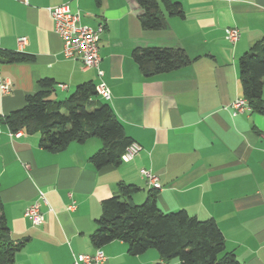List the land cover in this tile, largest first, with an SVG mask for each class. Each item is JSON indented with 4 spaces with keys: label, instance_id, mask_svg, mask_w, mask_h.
<instances>
[{
    "label": "crops",
    "instance_id": "obj_1",
    "mask_svg": "<svg viewBox=\"0 0 264 264\" xmlns=\"http://www.w3.org/2000/svg\"><path fill=\"white\" fill-rule=\"evenodd\" d=\"M178 2L184 18L169 17L161 4L164 27L149 30L141 26L135 0H0V48L33 56L31 62H0V120L22 109L44 79L54 82L55 101L82 84L104 83L111 99H99L142 147L131 162L96 170L90 158L102 149L99 139L51 153L41 148L39 134L19 131L11 137L0 122V215L12 240L28 239L15 264H72L75 255L94 254L91 235L102 203L118 194L121 183L139 188L132 197L136 205L151 192L142 169L159 179L157 204L163 212L185 210L202 221L214 219L239 262L264 264V115L235 116L231 108L244 98L239 60L264 39V0ZM61 5L78 13L83 26L103 27L102 77L64 57L49 13ZM231 27L240 31L235 44L225 35ZM148 47L181 48L191 63L147 78L133 52ZM3 84L9 93L1 92ZM40 193L47 202L41 204L45 221L33 226L25 212ZM100 249L106 264L161 263L156 250L131 256L122 241Z\"/></svg>",
    "mask_w": 264,
    "mask_h": 264
},
{
    "label": "trees",
    "instance_id": "obj_2",
    "mask_svg": "<svg viewBox=\"0 0 264 264\" xmlns=\"http://www.w3.org/2000/svg\"><path fill=\"white\" fill-rule=\"evenodd\" d=\"M135 1L142 10L140 22L144 29L164 27L162 6L169 17L184 18L178 0ZM133 58L147 78L173 72L191 63L181 48L136 49ZM32 60L31 55L0 48L3 64ZM239 78L243 96L252 111L264 115V39L240 58ZM54 87L52 80H42L41 90L28 95L22 109L0 122L13 133L39 134L41 148L51 153L62 152L74 142L84 144L97 138L102 149L90 158L94 168L100 170L108 165H121V156L132 140L109 104L99 99L97 86L92 82L82 84L62 101L51 98ZM138 191L135 185L121 183L118 194L102 203V215L91 235V242L97 249L122 241L127 244L131 256L156 250L161 259L159 264L173 260H178L179 264H242L226 249L224 236L214 219L202 221L185 210L163 212L157 204V190H151L144 203L136 205L132 197ZM27 243L28 239H11L5 219L0 215V264H15L16 254Z\"/></svg>",
    "mask_w": 264,
    "mask_h": 264
},
{
    "label": "built area",
    "instance_id": "obj_3",
    "mask_svg": "<svg viewBox=\"0 0 264 264\" xmlns=\"http://www.w3.org/2000/svg\"><path fill=\"white\" fill-rule=\"evenodd\" d=\"M49 13L54 22V30L57 36L63 43L62 53L67 59L80 60L84 70L96 69L99 77H102L103 73L99 69L101 63L100 56V33L103 31V27L100 26L97 30L83 26L81 24V18L78 13H72L67 5H61L49 9ZM227 41L235 44L240 39V31L236 27L227 28L225 30ZM21 44H24V39L20 40ZM62 89H66L65 85H60ZM9 85L3 84L1 86V92L9 93ZM99 97L108 101L111 99V94L108 87L101 83L97 86ZM231 108L233 115H238L252 111L251 106L245 98L236 99ZM1 123H0V133ZM11 137L18 136L19 134L9 132ZM142 147L132 142L124 151L121 156V160L124 163L131 162L139 155ZM142 178H144L152 190H159L161 185L157 176L153 175L151 171L142 169L140 171ZM47 204L44 193L39 194V200L30 205L26 212L25 217L30 220L33 226H40L44 223L45 217L41 211V204ZM69 210L74 209V205H70ZM72 264H106V256L101 249H97L94 254H80L74 256Z\"/></svg>",
    "mask_w": 264,
    "mask_h": 264
},
{
    "label": "rangeland",
    "instance_id": "obj_4",
    "mask_svg": "<svg viewBox=\"0 0 264 264\" xmlns=\"http://www.w3.org/2000/svg\"><path fill=\"white\" fill-rule=\"evenodd\" d=\"M140 204H142V203H140ZM175 261H176L177 263H179L178 260H173V263H174Z\"/></svg>",
    "mask_w": 264,
    "mask_h": 264
}]
</instances>
